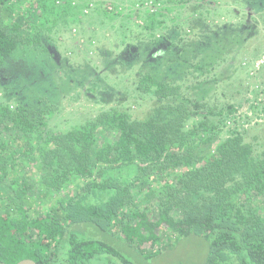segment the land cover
<instances>
[{
    "label": "trees",
    "instance_id": "trees-1",
    "mask_svg": "<svg viewBox=\"0 0 264 264\" xmlns=\"http://www.w3.org/2000/svg\"><path fill=\"white\" fill-rule=\"evenodd\" d=\"M245 1L244 10L256 11L261 0ZM191 2L218 10L224 0H133L126 15L114 0H0V16L9 11L21 18L0 20V71L18 50H45V39L69 22L119 18L122 44L156 45L147 54V65L156 68L141 72L135 88L158 106L144 118L101 110L54 132L49 119L58 104L47 98L11 104V94L0 91L1 264H136L109 243L85 237L83 225L126 242L146 259L168 250L174 239L196 235L210 245L205 264H264V149L237 128L219 140L236 120L237 106L193 99L151 62L157 46H164L177 76H190L191 69L204 76L241 43L239 33L221 28L211 44L216 53L192 64L194 42L186 47L182 37L169 38L182 27L180 14L170 15ZM210 12L191 13L188 40L197 28H208Z\"/></svg>",
    "mask_w": 264,
    "mask_h": 264
},
{
    "label": "rangeland",
    "instance_id": "rangeland-1",
    "mask_svg": "<svg viewBox=\"0 0 264 264\" xmlns=\"http://www.w3.org/2000/svg\"><path fill=\"white\" fill-rule=\"evenodd\" d=\"M114 1L123 6L124 15L133 8V0ZM235 1L224 0L218 10L213 4L196 5V2H191L170 15L174 17L179 13L177 21L182 27L169 38L177 41L182 37L183 45L194 42L196 52L190 60L192 64H204L201 55L216 53L211 44L219 29L230 28L233 34L236 32L242 36L241 43L222 55L211 73L200 76L197 70L191 69L190 76H177L176 65L168 63L164 46H157L154 51L157 59L151 62L158 65L166 80L180 83L183 92L193 99L220 107L228 104L237 106L236 120L224 129L219 140L237 128L245 132L247 141L258 149H264V67H255L264 53V0L255 3L256 11L244 10L242 4L245 0H240L241 4ZM19 4L15 2L14 6ZM207 10L211 11L205 21L208 28H197V35L190 36L192 41L188 40L187 20L191 13L195 12L197 16L196 12L207 14ZM18 15V12L4 11L0 20L20 21ZM99 16H85L78 23L69 22L55 30L51 37L45 39V50H18L0 71V91L11 94V104L31 105L39 98H47L59 105L58 112L49 119L51 131H67L93 119L99 111L110 108L127 110L138 118L157 113L156 100L140 96L135 88L141 72L156 68L147 65V54L156 45L138 40L122 44L116 33L121 20L118 18L112 23L102 24ZM204 41L208 45L202 44ZM81 227L85 237L109 243L136 264H205L210 251L209 242L204 237L189 235L174 239L168 250L146 259L124 241L110 239L106 233L89 225Z\"/></svg>",
    "mask_w": 264,
    "mask_h": 264
},
{
    "label": "built area",
    "instance_id": "built-area-1",
    "mask_svg": "<svg viewBox=\"0 0 264 264\" xmlns=\"http://www.w3.org/2000/svg\"><path fill=\"white\" fill-rule=\"evenodd\" d=\"M255 67L257 69L261 68V67H264V53L263 55L261 56V58L257 61Z\"/></svg>",
    "mask_w": 264,
    "mask_h": 264
},
{
    "label": "water",
    "instance_id": "water-1",
    "mask_svg": "<svg viewBox=\"0 0 264 264\" xmlns=\"http://www.w3.org/2000/svg\"><path fill=\"white\" fill-rule=\"evenodd\" d=\"M17 264H38V263L35 262V261L32 260V259H25V260L20 261V262L17 263Z\"/></svg>",
    "mask_w": 264,
    "mask_h": 264
}]
</instances>
